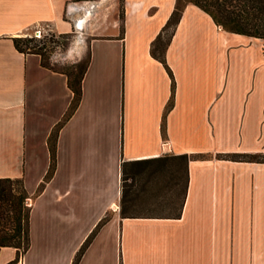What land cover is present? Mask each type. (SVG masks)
Returning <instances> with one entry per match:
<instances>
[{"label": "crops", "instance_id": "obj_1", "mask_svg": "<svg viewBox=\"0 0 264 264\" xmlns=\"http://www.w3.org/2000/svg\"><path fill=\"white\" fill-rule=\"evenodd\" d=\"M176 2L0 0V179L31 202L0 264H264V163L227 157L264 155V40L189 4L156 58ZM36 28L89 39L69 118L67 75L14 44Z\"/></svg>", "mask_w": 264, "mask_h": 264}, {"label": "trees", "instance_id": "obj_2", "mask_svg": "<svg viewBox=\"0 0 264 264\" xmlns=\"http://www.w3.org/2000/svg\"><path fill=\"white\" fill-rule=\"evenodd\" d=\"M193 4L209 14L214 22L225 31L256 37L264 40V0H177L175 10L165 26L163 32L172 29L168 39L162 43L160 35L154 43L153 55L164 61V55L174 30L179 24L187 5ZM67 37V35H61ZM34 37L14 38L18 51L25 54H38L42 57V64L54 71L64 73L68 77L69 88L74 93V100L68 111L67 118L77 110L82 97V82L89 66V58L80 70L76 67L72 71L58 70L50 65L46 59L45 44L36 43ZM161 46V47H160ZM160 47V48H159ZM159 52V53H158ZM170 76L173 74L170 71ZM61 125L50 138L52 164L44 183L41 184V193L46 184L52 179L56 171L57 135ZM232 160L264 163V155L235 154L227 156ZM30 198L22 179H0V249L13 247L27 252L30 247V213L31 207L26 201Z\"/></svg>", "mask_w": 264, "mask_h": 264}, {"label": "rangeland", "instance_id": "obj_3", "mask_svg": "<svg viewBox=\"0 0 264 264\" xmlns=\"http://www.w3.org/2000/svg\"><path fill=\"white\" fill-rule=\"evenodd\" d=\"M171 31L172 29H169L165 32L162 43H165ZM63 35H67V37L57 35L42 28H36L25 32L21 38L34 37L37 39L36 43L45 44L46 59L52 67L58 70L72 71L78 66L77 68L80 70L88 60L89 39L87 36L80 34ZM30 203L28 198L26 201L27 206H30Z\"/></svg>", "mask_w": 264, "mask_h": 264}]
</instances>
